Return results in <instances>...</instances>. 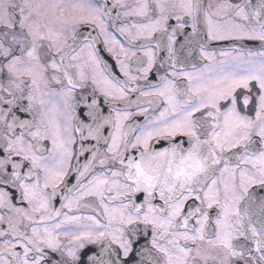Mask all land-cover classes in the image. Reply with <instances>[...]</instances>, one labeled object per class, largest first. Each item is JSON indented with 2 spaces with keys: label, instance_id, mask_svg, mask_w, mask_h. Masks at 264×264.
<instances>
[{
  "label": "snow or ice",
  "instance_id": "6c2138e0",
  "mask_svg": "<svg viewBox=\"0 0 264 264\" xmlns=\"http://www.w3.org/2000/svg\"><path fill=\"white\" fill-rule=\"evenodd\" d=\"M0 264H264V0H0Z\"/></svg>",
  "mask_w": 264,
  "mask_h": 264
}]
</instances>
